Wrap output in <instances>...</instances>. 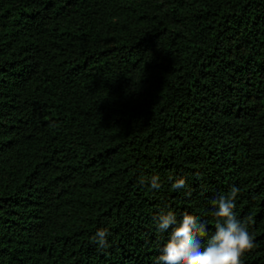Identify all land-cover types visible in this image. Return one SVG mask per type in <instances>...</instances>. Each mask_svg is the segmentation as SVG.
<instances>
[{
	"label": "trees",
	"instance_id": "obj_1",
	"mask_svg": "<svg viewBox=\"0 0 264 264\" xmlns=\"http://www.w3.org/2000/svg\"><path fill=\"white\" fill-rule=\"evenodd\" d=\"M233 189L264 264V0H0V264H160Z\"/></svg>",
	"mask_w": 264,
	"mask_h": 264
},
{
	"label": "clouds",
	"instance_id": "obj_2",
	"mask_svg": "<svg viewBox=\"0 0 264 264\" xmlns=\"http://www.w3.org/2000/svg\"><path fill=\"white\" fill-rule=\"evenodd\" d=\"M157 179L153 178L154 188L159 187ZM184 186L183 179L173 184L174 189ZM236 192L237 190L233 189L230 196L218 200L215 216L219 219L215 235L203 248L197 236L205 235L207 227L204 223L198 222V218L185 214L177 224L173 213L161 215L158 222L159 230L166 231L171 227L172 231L159 256L160 264H241V256L250 251L254 244L233 211ZM107 236V230H98L94 240L103 247L107 244Z\"/></svg>",
	"mask_w": 264,
	"mask_h": 264
}]
</instances>
